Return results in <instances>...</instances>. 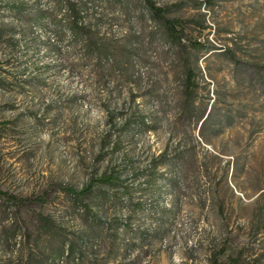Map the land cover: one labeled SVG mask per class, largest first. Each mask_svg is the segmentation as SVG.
Wrapping results in <instances>:
<instances>
[{
    "label": "rangeland",
    "instance_id": "obj_1",
    "mask_svg": "<svg viewBox=\"0 0 264 264\" xmlns=\"http://www.w3.org/2000/svg\"><path fill=\"white\" fill-rule=\"evenodd\" d=\"M70 1L111 54L73 37L68 0H0V190L46 199L0 201V264H209L225 241L264 264V0H155L207 27L183 39L213 46L193 107L144 0Z\"/></svg>",
    "mask_w": 264,
    "mask_h": 264
},
{
    "label": "trees",
    "instance_id": "obj_2",
    "mask_svg": "<svg viewBox=\"0 0 264 264\" xmlns=\"http://www.w3.org/2000/svg\"><path fill=\"white\" fill-rule=\"evenodd\" d=\"M214 0H205L204 3L197 2L195 3L196 9H201V7L205 4H212ZM68 3L71 8L72 19L70 23V32L73 37L77 39L79 42H83L87 47L88 51L94 53L96 55L106 54L109 55L112 53L109 45L96 36L91 27L82 24V16L79 8L76 4L68 0ZM146 7L148 8L151 18L158 23L160 28L162 29L166 39L170 42L171 46L176 50L178 60L180 62L183 77H182V90L184 96V102L188 106L192 107L195 104V100L197 98L199 83L198 78L199 75L202 74V71L199 67V59L198 54L200 52L209 53L213 51V46L208 45L199 40L190 41L189 45L183 44V39L187 36L186 30L189 25L195 24L201 27L202 29H206L207 27L199 23L195 19H181L176 17H170V13L173 10L180 9L183 5H172L168 7L158 6L155 0H144ZM229 52V50H228ZM232 59L235 63H239V60L235 58V56L231 53ZM255 67H259L264 69L263 65L252 64ZM210 113L206 116L207 118L204 122L209 118ZM205 117V116H204ZM204 119V118H203ZM202 119V120H203ZM203 122V123H204ZM121 179L115 175V173L106 174L100 177L92 178L87 185H85L81 190L77 191L71 187L65 188L66 192L73 195L78 199H82L85 196L90 195L93 192V189L96 185H107V186H117L120 184ZM6 200L10 201L14 204L17 209L28 206L29 204L44 202L45 196L38 198H20L14 195H11L5 191L0 190V201ZM39 220L42 225L46 227H50L52 225V221L43 215L39 216ZM227 241L222 244L221 248L214 252L209 260V264H253L252 262L246 261L244 259V252H239L236 256H228L226 261L222 260V256L227 252ZM68 256L75 255V244L71 243L68 246ZM264 259V253L260 254L259 257L254 259V262H261Z\"/></svg>",
    "mask_w": 264,
    "mask_h": 264
}]
</instances>
